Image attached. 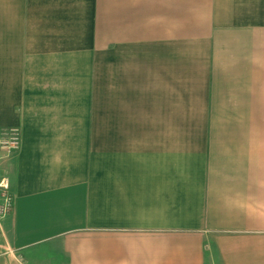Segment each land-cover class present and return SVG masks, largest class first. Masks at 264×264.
Listing matches in <instances>:
<instances>
[{
    "label": "crops",
    "instance_id": "obj_1",
    "mask_svg": "<svg viewBox=\"0 0 264 264\" xmlns=\"http://www.w3.org/2000/svg\"><path fill=\"white\" fill-rule=\"evenodd\" d=\"M13 131L0 264H264V0H0Z\"/></svg>",
    "mask_w": 264,
    "mask_h": 264
},
{
    "label": "built area",
    "instance_id": "obj_2",
    "mask_svg": "<svg viewBox=\"0 0 264 264\" xmlns=\"http://www.w3.org/2000/svg\"><path fill=\"white\" fill-rule=\"evenodd\" d=\"M19 144H20V138L18 131H13V133L10 134L8 139H5L0 142L1 147L6 148L9 151H16L19 148ZM9 187H10L9 180L3 178L0 181V192L4 197V201L0 205V220L10 212L12 207V200L8 195Z\"/></svg>",
    "mask_w": 264,
    "mask_h": 264
},
{
    "label": "rangeland",
    "instance_id": "obj_3",
    "mask_svg": "<svg viewBox=\"0 0 264 264\" xmlns=\"http://www.w3.org/2000/svg\"><path fill=\"white\" fill-rule=\"evenodd\" d=\"M5 139H7V138H3L2 139V141L3 140H5ZM1 146V145H0ZM0 151H1V157H2V161L4 162V160L7 158V157H9L14 151H9V150H7L6 148H3V147H1V149H0Z\"/></svg>",
    "mask_w": 264,
    "mask_h": 264
}]
</instances>
